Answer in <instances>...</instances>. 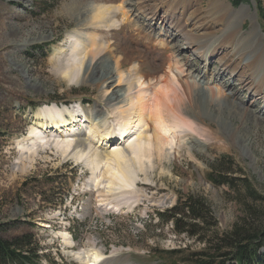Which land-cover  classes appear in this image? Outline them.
Masks as SVG:
<instances>
[{
  "label": "rangeland",
  "instance_id": "374dc122",
  "mask_svg": "<svg viewBox=\"0 0 264 264\" xmlns=\"http://www.w3.org/2000/svg\"><path fill=\"white\" fill-rule=\"evenodd\" d=\"M125 1L131 17L126 23L117 0H0V223L6 239L27 236L33 240L30 249L40 255L39 264H88L86 256L93 260L95 254L102 258L100 264H172L171 258L166 259L167 252L181 247L200 250L203 246L196 239L179 236L172 224L157 214L176 206L181 197H203L220 229L230 230L252 202L247 193L237 197L227 186L209 180L211 166H222L221 162L234 178H247L264 195L262 101L237 78L229 82L233 75L218 70L222 68L218 56L204 70L202 60L186 49L182 36L163 23L164 9L151 21L138 0ZM234 1L190 0L189 7L208 20L213 40L226 37L231 26L241 23L225 27L224 22L212 21L218 20L217 15L222 18L226 5L233 10L249 6L241 31L257 24L264 34L256 1L239 6ZM260 1L264 6V0ZM135 21L144 35L138 36ZM81 27L85 38L79 33ZM92 38L101 47H110L94 61L105 56L102 61H109L103 70H113L127 53L133 54V63L142 69L136 79L132 78L141 89L151 85L148 97L169 69V52L158 45L161 40L167 41L164 45L181 47L178 54L191 58L187 64L197 76L207 73L202 81L208 82L211 92L223 86L224 97L214 100V108L202 103L201 110L194 113L196 132H189L180 149L173 144L169 157L162 159L154 153V157L143 158L131 187L123 186L120 180L111 187L103 173L113 166L98 163L90 153L81 162L69 157L74 153V134L42 129L36 118L41 107L53 103L77 107L81 117L97 113L92 119L100 124L90 127L86 123L83 130L95 146L96 130L117 127L116 108L122 105L106 101L102 83L94 78L82 82V74L77 78L78 86L60 78L58 59L76 48L77 60H82L92 47ZM42 48L46 57L40 53ZM68 54L62 59H69ZM162 62L163 69L154 67ZM131 63L125 66L124 77ZM214 71L221 77L215 81ZM118 78L115 73V84ZM138 90L131 93L137 95ZM209 90L203 94L212 101ZM170 120L174 123L172 117ZM139 135L151 138L152 133L137 126L125 141L97 147L110 151L127 147L139 141ZM81 255L83 262L78 259Z\"/></svg>",
  "mask_w": 264,
  "mask_h": 264
},
{
  "label": "bare ground",
  "instance_id": "6f19581e",
  "mask_svg": "<svg viewBox=\"0 0 264 264\" xmlns=\"http://www.w3.org/2000/svg\"><path fill=\"white\" fill-rule=\"evenodd\" d=\"M117 1L120 2L117 6L118 11L123 12L122 20L125 23L131 21L130 12L125 9L128 1ZM138 1L143 14L151 21H154L158 16L157 13L164 9L163 23L167 27L175 29L182 36L186 42V49H191L196 58L202 60L204 70L208 67L209 62L211 63L218 56L219 63L222 66L218 70L224 71V73L230 72L233 75L229 82H231V79L237 78L250 94L257 97L264 104V34L257 24H254L248 31H241V24L247 17V12L250 11L249 6L233 10L231 5H226L223 9L225 10L222 16L223 20L217 15L218 20L213 19L212 21L224 22L225 27H227V23H230L229 25L234 22L237 23V21L241 23L240 25L231 26L227 31L229 34L226 37L223 36L213 40L209 31L212 26L208 24V20L204 19L199 11L195 13L190 11V0ZM97 17L99 16L97 15ZM135 27L138 36L142 35L144 31L137 28L140 25L136 21ZM83 30V27H81L79 33ZM80 34L81 38H85L84 34ZM164 41L167 42L166 40L158 41L160 43L158 45H161L166 52H169V56L166 57L169 69L167 68L164 75L157 80L155 88H152L150 97H148V91L151 90V85L149 84L146 89H141V86H137V83L132 78L134 76L136 79L142 69L138 63H133L135 62V57L132 53V55L127 53L124 61L117 62L113 70H103L105 63L109 60L102 61L105 58L104 56L99 60L100 62L95 63L94 61L98 56L109 50L110 47H101L98 40L92 38V47L82 60H77L76 48L68 51L69 54L65 51L64 56L68 54L69 59L63 60L64 56L58 59L60 60L59 74L61 79L78 86L77 78L81 74L83 75L81 76L82 82L94 78L102 83L107 102L117 101L114 104L122 105V107L116 108L117 110L114 109L118 111V114L114 112L116 118H118L116 128L113 130H96V139H98L96 146L94 140L86 136L85 133L83 134V130L86 127L84 125L86 123L90 127L100 124L96 125L92 119L93 117L96 118L97 113L81 117L77 112V107L58 105L56 103L45 105L37 111L36 118L40 120L41 124L39 125L42 129L58 132L68 130L69 133L74 134L76 137V143L73 147L74 153H72L73 155L70 153L69 157H72L76 162H81L84 155L90 153L93 160L100 164H109L115 168L111 167L112 169H108L110 171L103 173V177L109 180L111 187L117 185L116 180H120L125 187H131L137 177V165L142 168L141 161L143 158L154 157V153L158 154L160 158L163 156L169 157L173 150V144L176 145V150L180 149L182 140L185 137H189V132H196L197 116L194 113L201 110L202 103L214 108V100L224 97L221 92L223 86H217L216 91L213 90L211 92L206 87L208 82L202 81V78L207 73L203 77L201 75L197 76L195 71H191L188 67L187 61L190 63L191 58L186 56L181 58L178 54L183 49L177 45H164L162 44ZM75 46L77 47V45ZM130 62L133 65L130 68L133 73L131 74L130 69H128L127 75L124 77V68ZM164 64L165 62H162L154 67L163 69ZM115 73L119 76L116 84L114 81ZM213 76L215 81L220 77V73L214 71ZM139 79L142 80L141 77ZM125 82H128L127 89H125ZM137 87L139 89L138 93L133 95L131 92ZM207 90L212 95V101L207 100L203 94ZM108 104L113 108L111 103ZM170 116L174 119V123L171 122ZM90 122H93V124H89ZM137 126H142L146 133L151 132V138H148V135L144 137L139 135L137 137L139 141L131 143L127 147H117L112 151L97 147V144L115 145L123 140L125 141ZM181 130L187 132L183 134ZM144 138L146 140L143 142ZM112 170H115V172H112ZM93 256V260L89 259L88 255L86 256L88 264H100L102 262V258L98 254ZM78 259L83 262L85 257L81 255Z\"/></svg>",
  "mask_w": 264,
  "mask_h": 264
},
{
  "label": "trees",
  "instance_id": "16d2710c",
  "mask_svg": "<svg viewBox=\"0 0 264 264\" xmlns=\"http://www.w3.org/2000/svg\"><path fill=\"white\" fill-rule=\"evenodd\" d=\"M246 1L249 0H235L234 4L239 6ZM255 1L264 22V6L260 0ZM262 29L264 31V26ZM40 53L43 57L47 55L44 48ZM221 165L211 166L209 180L227 186L237 197L247 193L252 205H248L243 216L226 231L220 229L211 205L203 197H181L176 206L158 213V218L170 222L179 236L196 239L203 246L197 251L181 247L167 252L166 259L171 258L172 264H264V195L259 194L252 181L234 178L222 162ZM3 229L0 223V264L40 263L38 252L30 249L33 244L30 237L9 240L4 237Z\"/></svg>",
  "mask_w": 264,
  "mask_h": 264
}]
</instances>
